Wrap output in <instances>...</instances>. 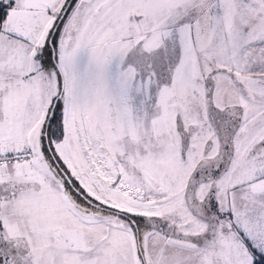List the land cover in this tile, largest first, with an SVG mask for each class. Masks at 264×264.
Segmentation results:
<instances>
[{"label": "snow or ice", "instance_id": "obj_1", "mask_svg": "<svg viewBox=\"0 0 264 264\" xmlns=\"http://www.w3.org/2000/svg\"><path fill=\"white\" fill-rule=\"evenodd\" d=\"M0 264H264V0H0Z\"/></svg>", "mask_w": 264, "mask_h": 264}]
</instances>
